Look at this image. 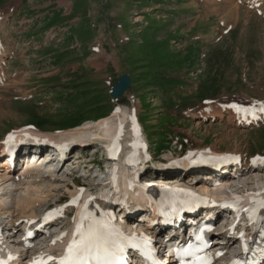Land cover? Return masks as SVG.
I'll return each instance as SVG.
<instances>
[{
    "label": "rangeland",
    "instance_id": "obj_1",
    "mask_svg": "<svg viewBox=\"0 0 264 264\" xmlns=\"http://www.w3.org/2000/svg\"><path fill=\"white\" fill-rule=\"evenodd\" d=\"M0 22L8 53L2 62L9 66L0 78V143L17 129L21 137L27 132L44 140L59 137L121 106L138 114L147 150V155L140 152L144 162L166 168L208 146H219L223 153L238 150L241 170L225 173L228 188L219 186L217 202L221 195L229 202L264 195V164L251 162L264 158V119L248 130L226 133L227 113H237L229 104L264 102V0H68L64 6L58 0H0ZM121 75L131 78V88L113 102L108 93ZM212 105L226 110V117L196 124L189 115ZM123 129L125 150L130 124ZM223 136L228 138L221 141ZM91 142L73 148L82 155L79 161L68 159L70 170L77 166L70 176L42 179L44 185L20 178L0 186V226L13 225L11 230L3 227L0 256L6 250L17 257L19 229L24 228L20 218L30 211L39 215L62 205L60 221L69 227L74 217L69 193L78 190L67 186L95 191L109 172L104 157L99 158L107 142ZM209 169L184 175L198 183ZM155 170L150 171L159 176ZM164 172L175 179L176 173ZM23 173L18 168L12 172L16 178ZM37 195L44 198L32 209L18 204ZM233 217L229 212L224 224ZM240 217L236 227L246 228ZM227 245L222 249L229 254ZM29 257L22 256L19 264Z\"/></svg>",
    "mask_w": 264,
    "mask_h": 264
},
{
    "label": "bare ground",
    "instance_id": "obj_2",
    "mask_svg": "<svg viewBox=\"0 0 264 264\" xmlns=\"http://www.w3.org/2000/svg\"><path fill=\"white\" fill-rule=\"evenodd\" d=\"M67 3H68V0H58L59 6L67 5ZM28 22H31V20H29ZM3 30H4V25H3V23L0 22V33L3 32ZM4 47H5L4 41L0 35V78H1V75L3 73V70L6 69V71H7L9 68L8 65L4 66L3 62H2L3 57L8 55V53ZM17 76L19 77V75H17ZM28 76H30V75L28 74ZM3 90H4V88H3ZM245 107H248V106H245ZM117 109L119 111H117ZM117 109L110 116L105 117V118H103L97 122L87 121L85 123H82L77 129L70 130V131H73L74 135L70 134L69 133L70 131H68L67 134L62 133L64 135H61L59 137L49 136V138H51L49 140H51L52 143L53 142L56 143L57 145H59L61 143L69 145V143L70 142L72 143V141H74V140L78 141L81 145L90 144V143H92L91 141L104 142V143L107 142L106 148L103 149L102 155H100V157H104L105 154H108L114 138L117 137L118 134H121L123 132V130H124L123 128L125 127V125H127L128 121H130L132 119H136V121L139 122L138 114L134 110L129 111L125 107H121V106H119ZM189 115L191 116V118L195 119L196 124H201L203 122L213 123L214 120L224 119L226 117V110L221 109L218 105H212L211 107L205 109L204 111L202 108L200 110V112L189 113ZM263 119H264V112H262L258 106L255 107L252 105V110H251L250 114H237L235 112L232 114V112H229V113H227V125L230 128L228 130L225 128L226 133L235 134V132H238V131L248 130V128H250L253 125H257ZM91 128H93V130H91ZM19 131H20V129L15 130V132H17V133ZM27 133H29V135H31L30 132H27ZM227 138L228 137L223 136L221 141L224 139H227ZM36 139L39 140L40 138L36 137ZM34 140H35V138H34ZM17 141H22V139H17ZM3 142L4 141H2V143H0V158L3 156L1 154L2 153L1 147L3 145ZM76 145H77V143H76ZM220 149L221 148L219 146H217V147L216 146H208L207 149H204V150L199 151V152H200V154L206 153L209 156H214L217 158H224V157H227L230 155L236 156V157L241 159V164H242L243 156L238 152V150H234L231 153L230 152L223 153V152H220ZM76 151H79V150L77 149ZM143 151H144V154L147 155V153H146L147 150H146L145 146L143 148ZM81 155H82V153H78L79 159L76 161H79L81 159ZM257 158H263V157H256L255 159H252L251 162L254 163V160H255V163L253 166L259 167V166L264 164L263 163L264 160L257 159ZM137 159H138V156H137ZM140 159L142 160L141 156H139V161H140ZM183 160H185V159L183 158ZM257 161H260V162H257ZM256 162L259 164H257ZM182 164H174V162H173V163H170L168 166L169 172L171 174L176 173V175H174L175 180L172 183V185L175 188L184 187V186L188 187V186H190L191 183H193V178H191V176L185 177V175H184V174L188 173L190 171V169H186L187 165H184L186 163H182ZM76 167L77 166H73L71 171L75 170ZM2 168H4V170H2ZM7 169H9V168H7V166L0 164V186L7 183V182L15 183L20 178H28V179H31L34 181H39L40 185H44V180H42V179H52V176H45L42 172L37 170V168L27 169L24 172V174L22 175V177H19L18 179H16V178H14V175L12 176L10 173L7 172ZM257 171H260V170H257ZM2 172H3V174H2ZM253 172H255V171H253ZM108 176H109L108 179L110 180V182L116 186L119 184L120 180H123L126 177L125 172L122 169H120V170L118 169L115 172H111V174ZM155 179L159 180L160 178L157 177ZM106 180L107 179L103 180V182L101 184H98V186H101L102 188H104L105 187L104 183ZM149 181H152V180H149ZM159 181H161V180H159ZM226 182H227V180L225 179L224 176H222L218 181V186L214 189L212 186L214 183H216V178L215 177H208L207 178V175H206V177L204 178V181H201L195 185L193 184L192 185L193 187L192 186L191 187L194 188V190L196 192H203L206 189L207 195H212L213 194L212 191L215 194L217 193V189L219 188V186H222L224 188H228V185L226 184ZM174 183H176V184H174ZM72 184L74 187H80L79 185H76L75 183H72ZM50 187H54V181H51ZM67 188H69V186H67ZM209 188H212L211 189L212 191H210ZM257 197H259V196L253 197L252 195L248 194L245 196V200L239 201L238 208L241 209V211L237 212L234 210L236 216L233 218L232 224H230V226L236 225V219H238V217H240L242 215L248 217L247 214L243 213V209H245V207L248 206V203L252 198H257ZM42 198H44L43 195H37L34 199L23 197L22 200L19 201L18 204H21L25 208L32 209L31 207L36 205V202H38V199H42ZM220 198L223 200L219 201L220 203H217L218 206L223 204V202L224 203L228 202L226 200L225 196L221 195ZM104 200L105 199H102L101 197L97 198L95 193L92 194V193H89L87 191L86 195L83 197L82 202L77 206V211H76V216H75L74 222L72 223L70 230L68 232V235H67L65 241L63 242L61 248L60 249L58 248L59 250L56 249L55 251L50 252L51 257H53L54 259L48 260L47 258H45V259L37 258L36 260H33L29 264H33L34 261H40V260L45 261V264H56V256L55 255L58 252L63 251V249L66 248L69 241L72 239L73 231L75 229L76 223L80 219L81 211L85 208L86 202H87L88 212L94 214L95 212L100 211L102 209L103 203H101V202H103ZM233 201H236V200H230V202H233ZM240 203H246V204L240 205ZM33 211L28 212L29 213L28 215L22 216L23 221L24 220L25 221L30 220L31 222H33L35 224L37 222H40V220L42 219V216L39 218V216H37L35 214V212H33ZM212 211H214V209L210 210V212H212ZM119 214H123V212H121ZM145 214H146V212H145ZM145 214H143V215H145ZM150 214H153V218L156 219V210L151 211ZM98 218H100V217H98ZM131 224H134V223H131ZM6 226L7 225H5V227ZM12 226H10V227H12ZM225 226H226V228L228 227L227 229L230 228L228 225H225ZM19 231H21V229H19ZM249 231H250V224H249V229L248 230L244 229L243 233L247 234ZM1 233H2V230H1V226H0V234ZM20 236H21L20 245L23 247V250L19 249L17 257L14 258L8 251L4 250L5 253L0 256V259H3V261L7 262L8 264H19L20 262H18V259L20 260L22 256L25 257V256L29 255L30 252H32V253L35 252L36 247H27V245L30 244V243H28V242H30V239L26 237V234L24 232H22V233H20ZM226 244H228V242ZM42 245L45 246L44 244H42ZM44 248H47V247H44ZM2 252H3V249H2ZM158 255H160V254H157V256ZM39 256H41V255H38L36 257H39ZM9 257H11V259H9ZM208 257L212 261V264H222V263L215 261L216 260V254L211 253L208 255ZM224 258H226V257H224ZM28 261H26V262H28Z\"/></svg>",
    "mask_w": 264,
    "mask_h": 264
},
{
    "label": "snow or ice",
    "instance_id": "obj_3",
    "mask_svg": "<svg viewBox=\"0 0 264 264\" xmlns=\"http://www.w3.org/2000/svg\"><path fill=\"white\" fill-rule=\"evenodd\" d=\"M233 108L237 114H250L252 106L244 107L237 104L229 105ZM260 110L264 112V102H261ZM117 111H119L117 109ZM14 137L11 135L7 138L5 143L13 140ZM262 159L264 158H257ZM255 163V160H254ZM166 192L174 194H183L184 198H177L170 201L173 212H179L184 207L190 205L197 197L191 192H187L183 189H165ZM258 195V194H257ZM91 199V198H90ZM78 200L74 198L69 203H76ZM239 200L224 203L222 207H231L235 211L239 212L241 209L238 208ZM251 204L254 207L243 209L249 215V219L252 222L257 220V210L264 209V200H253ZM59 214H62V209L57 210ZM52 217V214H46L45 220ZM110 214H105L100 218H97L92 213L88 212L87 202L85 208L81 211L80 219L77 221L75 229L73 231L72 239L64 250L62 257L58 258L56 264H126L125 253L128 248L139 249L143 257L152 260V264H158V261L154 259L151 248V242L146 238L142 237L139 241L135 234L131 237H125L120 229L116 228L112 224ZM259 235L264 237V224L260 225ZM211 228L208 225H204L199 228L198 233L195 235L197 244L188 243L185 246L175 249V255L179 264H211V260L208 256L204 255V248L207 247V243L204 240L203 234L206 231H210ZM65 233H62L57 239H62ZM243 234H241L242 236ZM55 243V240H53ZM244 251L248 252L249 248L243 246ZM259 254L264 256V249H261ZM221 255V253H217ZM11 259V257H9ZM48 260L54 258L49 256ZM0 264H5L4 261H0ZM33 264H45V261H34ZM232 264H255L251 259L240 260L236 259L232 261Z\"/></svg>",
    "mask_w": 264,
    "mask_h": 264
},
{
    "label": "water",
    "instance_id": "obj_4",
    "mask_svg": "<svg viewBox=\"0 0 264 264\" xmlns=\"http://www.w3.org/2000/svg\"><path fill=\"white\" fill-rule=\"evenodd\" d=\"M129 89L130 78L128 75H122L121 77L117 78L112 85L109 92V97L112 101H117L121 99Z\"/></svg>",
    "mask_w": 264,
    "mask_h": 264
}]
</instances>
